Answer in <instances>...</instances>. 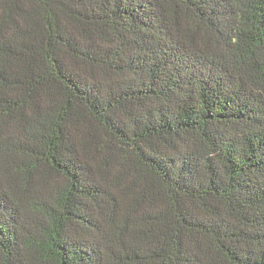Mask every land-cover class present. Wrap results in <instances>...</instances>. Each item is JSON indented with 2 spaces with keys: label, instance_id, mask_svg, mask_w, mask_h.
<instances>
[{
  "label": "trees",
  "instance_id": "16d2710c",
  "mask_svg": "<svg viewBox=\"0 0 264 264\" xmlns=\"http://www.w3.org/2000/svg\"><path fill=\"white\" fill-rule=\"evenodd\" d=\"M0 264H264V0H0Z\"/></svg>",
  "mask_w": 264,
  "mask_h": 264
}]
</instances>
